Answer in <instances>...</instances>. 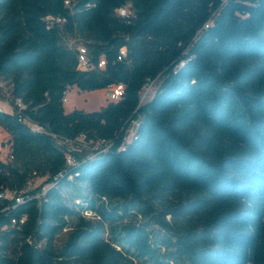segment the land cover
<instances>
[{
	"label": "trees",
	"instance_id": "1",
	"mask_svg": "<svg viewBox=\"0 0 264 264\" xmlns=\"http://www.w3.org/2000/svg\"><path fill=\"white\" fill-rule=\"evenodd\" d=\"M0 75V264H264V0H0ZM119 83L64 107L71 85ZM80 138L101 146L68 150Z\"/></svg>",
	"mask_w": 264,
	"mask_h": 264
},
{
	"label": "rangeland",
	"instance_id": "2",
	"mask_svg": "<svg viewBox=\"0 0 264 264\" xmlns=\"http://www.w3.org/2000/svg\"><path fill=\"white\" fill-rule=\"evenodd\" d=\"M122 13H126L130 11V4H127L123 9H119ZM64 41L69 46L76 48L79 51V54L82 56H86V48L84 45V39L80 36H75L71 34L64 35ZM100 65H105V58L102 55L100 58ZM163 76H158L155 79L149 80L143 87L141 91V103L147 102L152 96L155 94L157 89L160 87ZM11 83L9 80L5 79L0 75V109L4 111H13L12 106V97H11ZM115 86H110L107 89H97V90H81L76 85H71L67 90V100L64 102V107L66 110H72L74 108H84L87 110H93L99 108L104 102L109 100L117 99L114 92ZM32 126L33 124L30 123ZM138 125V118L133 119L129 126L126 128V139L130 140L136 126ZM8 140L9 134L8 132L0 126V158L3 160H7L8 158ZM68 150H80L87 155L95 154V149L101 146V142H84L81 138L76 142H67ZM45 177L38 176L34 180L30 181L28 184V188H35L43 183ZM85 190H83V193ZM65 193L70 201L75 200L78 202L80 200L78 196V192L72 190V188H65ZM10 194V193H9ZM87 217H94V213L85 212ZM75 222V221H74ZM67 236V229L63 230L56 238V244H61Z\"/></svg>",
	"mask_w": 264,
	"mask_h": 264
},
{
	"label": "built area",
	"instance_id": "3",
	"mask_svg": "<svg viewBox=\"0 0 264 264\" xmlns=\"http://www.w3.org/2000/svg\"><path fill=\"white\" fill-rule=\"evenodd\" d=\"M226 0H223V2H225ZM66 3H69V0H65ZM123 9V8H121ZM120 9V10H121ZM121 12V11H120ZM122 13V12H121ZM48 19H51V20H54L55 18L53 16H48ZM57 20H60L59 18H57ZM209 26V21H207L205 24H204V27H208ZM126 54V47H122L120 49V54H119V58H122L123 55ZM80 56V66L82 68H88L90 66V63L88 62V58L86 56H82V55H79ZM115 86V89H114V92H115V96H117V98L121 97L123 92H124V85L122 83H119V84H116L114 85ZM66 95H67V91L65 92V97H64V102L66 101ZM27 121V120H26ZM29 124L32 123L33 124V129L35 130H42L43 129V126L35 123V122H32V121H27ZM10 153H11V142H10V139L8 140V156H10ZM69 161L72 162V158L69 157ZM1 196V194H0ZM17 200H21L20 197H17Z\"/></svg>",
	"mask_w": 264,
	"mask_h": 264
},
{
	"label": "crops",
	"instance_id": "4",
	"mask_svg": "<svg viewBox=\"0 0 264 264\" xmlns=\"http://www.w3.org/2000/svg\"><path fill=\"white\" fill-rule=\"evenodd\" d=\"M108 88H109V87H108ZM104 89H107V88H104ZM109 101H110V100H109ZM107 102H108V101L104 102L101 106L105 105ZM101 106H100V107H101ZM100 107H99V108H100ZM97 109H98V108H97ZM66 111H69V110H66Z\"/></svg>",
	"mask_w": 264,
	"mask_h": 264
},
{
	"label": "bare ground",
	"instance_id": "5",
	"mask_svg": "<svg viewBox=\"0 0 264 264\" xmlns=\"http://www.w3.org/2000/svg\"><path fill=\"white\" fill-rule=\"evenodd\" d=\"M66 100H67V97H66Z\"/></svg>",
	"mask_w": 264,
	"mask_h": 264
}]
</instances>
